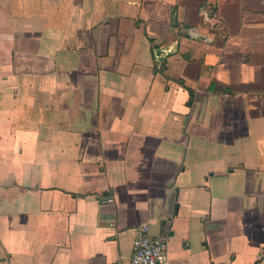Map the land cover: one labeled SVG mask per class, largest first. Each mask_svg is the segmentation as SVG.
<instances>
[{
  "label": "crops",
  "instance_id": "1",
  "mask_svg": "<svg viewBox=\"0 0 264 264\" xmlns=\"http://www.w3.org/2000/svg\"><path fill=\"white\" fill-rule=\"evenodd\" d=\"M264 264V0H0V264Z\"/></svg>",
  "mask_w": 264,
  "mask_h": 264
},
{
  "label": "built area",
  "instance_id": "2",
  "mask_svg": "<svg viewBox=\"0 0 264 264\" xmlns=\"http://www.w3.org/2000/svg\"><path fill=\"white\" fill-rule=\"evenodd\" d=\"M168 243L161 237L152 236L147 224L137 228L131 256L114 264H167Z\"/></svg>",
  "mask_w": 264,
  "mask_h": 264
}]
</instances>
